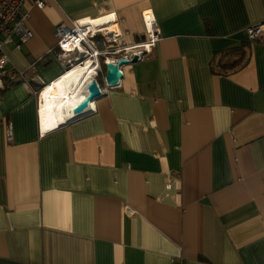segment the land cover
Returning a JSON list of instances; mask_svg holds the SVG:
<instances>
[{
  "label": "crops",
  "instance_id": "obj_1",
  "mask_svg": "<svg viewBox=\"0 0 264 264\" xmlns=\"http://www.w3.org/2000/svg\"><path fill=\"white\" fill-rule=\"evenodd\" d=\"M46 2L4 48L22 76L0 92V264H264V42L245 35L264 0ZM112 14L120 46L151 22L159 40L52 129L35 92L67 76L55 27Z\"/></svg>",
  "mask_w": 264,
  "mask_h": 264
},
{
  "label": "built area",
  "instance_id": "obj_2",
  "mask_svg": "<svg viewBox=\"0 0 264 264\" xmlns=\"http://www.w3.org/2000/svg\"><path fill=\"white\" fill-rule=\"evenodd\" d=\"M26 1L28 0H0V92L6 88L7 81L13 84L17 78L22 76L16 71L7 68L8 59L4 53V48L13 46L15 50L21 51L33 37V33L27 26L28 14L24 11ZM32 1L38 9H44L47 5L46 0ZM106 18L110 19L104 21V25H113L117 20L116 16L112 14L95 20L75 21L70 27L64 24H59L55 27L54 34L57 41V49L59 50L57 58L65 63L67 70L73 66L82 65L85 60L90 59L91 65L94 63L93 68L97 67L92 79L96 80L95 78L101 73V68H105L107 64L116 65L121 59L131 64L135 57L138 62H141L151 54V47L159 40V36L153 30L152 22L149 26L147 25L148 45L123 47L118 43V38L120 37L118 32L110 31L107 26H102L101 23H95ZM245 35L250 43L264 42V24L248 27L245 30ZM122 67L119 68L120 72ZM103 83L104 89L115 88L119 85L118 83L117 86L110 87L106 84L104 78ZM97 86L102 94L104 89H101L98 83ZM41 89L35 92L39 102ZM83 100L84 98L78 100L70 108L65 117L66 121L77 117V115L73 114V110ZM91 105L92 103H89L88 108ZM41 135L43 134L41 133ZM6 138L11 140L10 130L7 131ZM125 214L132 217L134 212L130 209H125Z\"/></svg>",
  "mask_w": 264,
  "mask_h": 264
},
{
  "label": "bare ground",
  "instance_id": "obj_3",
  "mask_svg": "<svg viewBox=\"0 0 264 264\" xmlns=\"http://www.w3.org/2000/svg\"><path fill=\"white\" fill-rule=\"evenodd\" d=\"M104 21H106V19H102L95 23H101L102 26L108 27L109 25H104ZM91 63V60L88 59L85 60V63L82 65L73 66L67 71V76L63 77L62 80L48 88L45 87L41 91L40 103L41 105L43 103L44 112L48 113L47 110H49L50 115L48 114V117L50 118L49 126H51V128L53 126L57 127L62 123V121H60V123L56 121H58L59 118L62 119V116L67 111H70V108L78 101L77 99H83L87 95L86 86L93 79L92 76L95 75V71H97V67L93 68L94 63L92 65ZM41 108L42 107H40V109ZM54 122L55 124H53ZM41 124L42 127L45 128L43 117L41 118Z\"/></svg>",
  "mask_w": 264,
  "mask_h": 264
},
{
  "label": "water",
  "instance_id": "obj_4",
  "mask_svg": "<svg viewBox=\"0 0 264 264\" xmlns=\"http://www.w3.org/2000/svg\"><path fill=\"white\" fill-rule=\"evenodd\" d=\"M136 63H138V61L137 58L135 57L132 60L131 64H136ZM126 65H129V63L124 59L119 60L116 65L111 63L105 65L104 79L108 86L115 87L118 85L119 81L123 77L119 68ZM86 89H87V95L85 96L84 100L73 110V114L77 115V117L71 120H75L77 118L84 116L85 112L83 113V111L88 108V104L94 102L96 99H98L101 96L96 80H91L90 83L87 85Z\"/></svg>",
  "mask_w": 264,
  "mask_h": 264
},
{
  "label": "rangeland",
  "instance_id": "obj_5",
  "mask_svg": "<svg viewBox=\"0 0 264 264\" xmlns=\"http://www.w3.org/2000/svg\"><path fill=\"white\" fill-rule=\"evenodd\" d=\"M102 70H101V74L99 75L100 76V78H98L97 80L99 81V84H100V86H102L103 85V75H105V71H104V68H101ZM98 77V76H97ZM96 79V78H95Z\"/></svg>",
  "mask_w": 264,
  "mask_h": 264
},
{
  "label": "trees",
  "instance_id": "obj_6",
  "mask_svg": "<svg viewBox=\"0 0 264 264\" xmlns=\"http://www.w3.org/2000/svg\"><path fill=\"white\" fill-rule=\"evenodd\" d=\"M220 67L223 68V69L225 68L224 66H220ZM96 78H97V77H96ZM98 78H99V75H98Z\"/></svg>",
  "mask_w": 264,
  "mask_h": 264
}]
</instances>
